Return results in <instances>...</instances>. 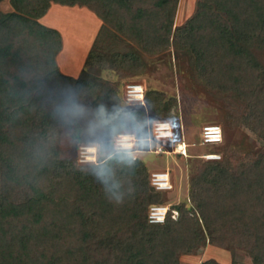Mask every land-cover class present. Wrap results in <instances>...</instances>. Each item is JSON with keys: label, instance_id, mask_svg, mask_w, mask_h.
I'll return each mask as SVG.
<instances>
[{"label": "trees", "instance_id": "16d2710c", "mask_svg": "<svg viewBox=\"0 0 264 264\" xmlns=\"http://www.w3.org/2000/svg\"><path fill=\"white\" fill-rule=\"evenodd\" d=\"M176 3L9 0L12 11L0 13V264H179L180 255L205 243L243 249L253 264H264V155L205 165L189 181L194 211L173 206L177 218L167 213L161 224L147 223L148 207L161 205L159 192L136 158L112 147L87 170L58 160L54 129L61 122L53 118L74 99L112 135V146L117 134L135 127L125 125L118 88L90 67L102 70L107 62L125 78L142 64L116 48L107 57L91 49L79 77L63 75L55 64L60 36L38 22L50 4L92 9L113 31L105 38L120 49L133 45L153 56L170 42L181 46L207 85L246 102L243 122L264 142L263 89H257L263 71L252 54L264 50V0H197L192 17L172 32ZM145 100L156 120L168 118L174 105L157 92ZM135 113L142 126L144 112ZM15 189L23 199L10 197Z\"/></svg>", "mask_w": 264, "mask_h": 264}, {"label": "rangeland", "instance_id": "374dc122", "mask_svg": "<svg viewBox=\"0 0 264 264\" xmlns=\"http://www.w3.org/2000/svg\"><path fill=\"white\" fill-rule=\"evenodd\" d=\"M197 0H177L173 28L184 25L194 14ZM9 0H0V13L11 12ZM43 26L55 30L61 40V49L55 56V64L63 75L77 78L85 68L84 61L92 49L96 54L110 55V50H119L137 56L142 66L133 76L119 75L108 69L109 64L104 62L105 69L91 66L92 75L103 81L115 85L119 90V101L122 110L128 115L125 125H135L125 128L123 132H135L139 142L136 144L134 156L142 163L148 175L153 171L169 169L172 189L166 193H158V201L163 206H168L169 218L175 220L177 212L173 206L185 203L194 211L189 202V181L196 172L201 171L205 165L213 163H228L233 165L264 155V142L260 141L257 134L250 131L244 124L243 117L248 111L244 100L236 93L222 94L217 89L207 85L204 77L194 68L195 57L185 51L181 46H172L167 51L153 56L140 52L136 46L124 44L121 49L113 45L110 38H105L113 31L97 17L95 12L86 7H65L50 4L46 13L38 19ZM108 32V33H107ZM113 34V33H112ZM98 35V36H97ZM110 36V35H109ZM171 41V40H170ZM103 47V48H102ZM119 48V49H118ZM255 62L262 68L259 75L258 86L263 89L264 97V50L253 52ZM97 66V65H96ZM102 66V64L100 65ZM99 66V67H100ZM126 85H137L142 88L143 105L127 103L122 93ZM162 93L165 99H173L169 116L172 128V143L146 142L150 138V126L156 119L151 115L145 100L146 93ZM148 97V96H147ZM149 98V97H148ZM69 102L62 106V117L53 119L61 124L55 126V146L59 152L58 160L70 163L74 168L87 170L91 164H81L76 159L79 145H92L97 148V160H105L112 154V135L98 125L93 115L86 106L79 101ZM255 105L249 107L255 113ZM143 111L147 123L139 124V115L135 112ZM207 124H215L221 128L222 141L215 146H200V129ZM137 126V127H136ZM183 141L187 146V157L153 155L151 151L155 146H162L170 150L177 142ZM217 154V160L199 158L203 154ZM23 193L15 189L11 191L12 199H23ZM205 261L214 264H253L249 253L243 249L219 247L205 243L191 254L180 255L179 264H202Z\"/></svg>", "mask_w": 264, "mask_h": 264}, {"label": "built area", "instance_id": "2783aa9c", "mask_svg": "<svg viewBox=\"0 0 264 264\" xmlns=\"http://www.w3.org/2000/svg\"><path fill=\"white\" fill-rule=\"evenodd\" d=\"M123 99L127 103H139L143 105V92L142 88L137 85H126L123 90ZM123 136L132 138V147L128 149H122L120 145V138ZM218 137V138H215ZM156 141V142H167L172 143V130L169 121L165 120H155L150 126V138L146 139V142ZM222 141V131L218 125L207 124L200 129V146L208 147L220 144ZM139 142L135 133L133 132H121L117 134L113 139V152L114 153H126L134 154L137 152L135 150L136 144ZM186 145L183 141L174 144L170 150H165L162 146H155L151 151L153 155H164L172 156L179 155L181 157H187ZM95 149V152L92 151ZM135 158L134 156H132ZM201 159L205 160H217L219 156L217 154H203L199 156ZM76 159L81 164H92L96 165L97 160V148L92 145H79L76 151ZM149 185L150 187L159 193H166L172 189V184L170 180L169 169L165 168L161 171H153L149 173ZM168 212V206L163 205H151L148 207L147 211V223L148 224H161ZM163 219L160 220L159 218Z\"/></svg>", "mask_w": 264, "mask_h": 264}, {"label": "clouds", "instance_id": "9594fccd", "mask_svg": "<svg viewBox=\"0 0 264 264\" xmlns=\"http://www.w3.org/2000/svg\"><path fill=\"white\" fill-rule=\"evenodd\" d=\"M120 111H121V113H123L127 117L128 113L125 110L121 109ZM144 123H147V118L146 117L144 118ZM131 141H132L131 137L123 136V137L120 138V145L119 146L122 149L131 148L132 147V142ZM92 151L95 152V149H92ZM159 219L162 220L163 218L160 217Z\"/></svg>", "mask_w": 264, "mask_h": 264}, {"label": "crops", "instance_id": "0c3cea01", "mask_svg": "<svg viewBox=\"0 0 264 264\" xmlns=\"http://www.w3.org/2000/svg\"><path fill=\"white\" fill-rule=\"evenodd\" d=\"M171 130H172V128H171ZM135 135H136V133H135ZM177 143H178V142H177ZM169 157H171V156H169ZM165 168H167V167H165ZM165 168H164V169H165ZM164 169H163V170H164Z\"/></svg>", "mask_w": 264, "mask_h": 264}, {"label": "snow or ice", "instance_id": "6c2138e0", "mask_svg": "<svg viewBox=\"0 0 264 264\" xmlns=\"http://www.w3.org/2000/svg\"><path fill=\"white\" fill-rule=\"evenodd\" d=\"M215 138H218V137H215Z\"/></svg>", "mask_w": 264, "mask_h": 264}]
</instances>
